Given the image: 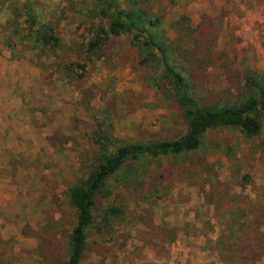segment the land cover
Here are the masks:
<instances>
[{
    "label": "rangeland",
    "instance_id": "rangeland-1",
    "mask_svg": "<svg viewBox=\"0 0 264 264\" xmlns=\"http://www.w3.org/2000/svg\"><path fill=\"white\" fill-rule=\"evenodd\" d=\"M100 1L0 0V258L5 264H53L62 253L73 218L68 189L94 146L91 134L98 123L115 144L173 137L184 127L172 102L148 88L144 74L132 68L137 55L131 35L111 36L102 51L85 52L92 25L105 23L96 15ZM144 7L161 10L166 25L182 16L191 27L204 15L215 19L216 50L226 55L232 72L246 67L264 73V0H146ZM42 23L59 38L53 49L31 43L32 29ZM166 31L177 36L174 28ZM76 62L85 64L84 72L69 67ZM195 155L235 199L237 209L224 220L239 219L236 210L244 202L264 205V124L253 139L235 129L214 130ZM191 158L133 163L132 169L145 174L142 202L112 179L111 197L103 194L102 201L125 198L126 224L111 241L92 230L81 264H227L216 244L222 228L214 204L192 183L206 169L192 167V178L173 170ZM145 231V237L148 231L157 235L156 246L139 239ZM249 251L254 264H264L253 256L259 251Z\"/></svg>",
    "mask_w": 264,
    "mask_h": 264
},
{
    "label": "trees",
    "instance_id": "trees-1",
    "mask_svg": "<svg viewBox=\"0 0 264 264\" xmlns=\"http://www.w3.org/2000/svg\"><path fill=\"white\" fill-rule=\"evenodd\" d=\"M145 1L101 0L96 15L105 23L92 25L85 52L92 55L102 51L111 36H119L122 32L131 35L137 55V65L132 68L144 74L148 88L157 94L163 93L172 102L184 127L173 137L115 144L112 136L101 128L102 124H97L91 134L94 146L85 154L81 161L83 169L68 189L72 224L62 253L53 258V264H81L89 250L92 230L104 241H111L124 228L128 208L123 203L125 198L114 196L109 202L102 201L103 194L111 197L112 179L128 194L135 192L138 201L142 202L145 195L140 193L145 185V174L132 169L131 165L143 159L183 155L193 158L173 170H181L182 174L185 172L192 178L195 176L192 167L206 169L200 181L192 183L199 186L209 203L214 204V213L222 228L216 244L223 250L219 252L224 261L227 264H254L249 250L259 251L258 256H253L264 260V233L260 231L264 228V205L244 202L236 210L239 219L224 220L237 209L235 199L230 196L227 185L211 174L208 164L195 155L205 136L220 128L238 130L247 139L260 135L264 124V73L246 67L238 73L232 72L226 55L216 50L218 29L215 19L204 15L191 27L182 16L179 21L166 25L163 12L148 10L144 7ZM169 28L176 30L174 39L166 35ZM30 36L31 43L42 49H53L59 44L53 28L46 23L34 27ZM69 67L84 72L85 64L70 63ZM82 76V73L77 75L78 78ZM230 91L231 95L227 96ZM235 92H239L237 96ZM122 171L126 172L120 175ZM127 175L131 178L125 179ZM163 176L158 177L161 182H166ZM243 179L249 181V176L244 175ZM206 187L211 189L208 193ZM139 219L142 220V216ZM146 232H141L139 239L143 244L156 246L153 240L157 235L148 231L145 237ZM0 264H5L1 258Z\"/></svg>",
    "mask_w": 264,
    "mask_h": 264
}]
</instances>
